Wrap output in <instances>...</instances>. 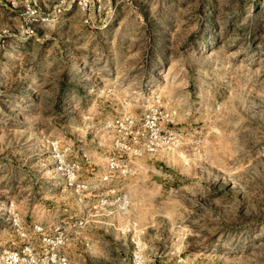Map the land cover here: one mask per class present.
Instances as JSON below:
<instances>
[{
	"label": "rangeland",
	"instance_id": "obj_1",
	"mask_svg": "<svg viewBox=\"0 0 264 264\" xmlns=\"http://www.w3.org/2000/svg\"><path fill=\"white\" fill-rule=\"evenodd\" d=\"M11 211L68 264H264V0H0V250Z\"/></svg>",
	"mask_w": 264,
	"mask_h": 264
},
{
	"label": "built area",
	"instance_id": "obj_2",
	"mask_svg": "<svg viewBox=\"0 0 264 264\" xmlns=\"http://www.w3.org/2000/svg\"><path fill=\"white\" fill-rule=\"evenodd\" d=\"M58 10L56 11V13ZM150 116L144 115V126L148 124ZM123 122L130 124V116L124 118ZM119 150L127 158H135L143 152L152 151L150 143L141 145L117 144ZM118 166L110 162L105 166V172L99 178V182L108 183ZM76 164H65L57 159L55 170L64 176L67 187L73 193H80L84 189L82 182L75 180L77 172ZM105 202V201H104ZM7 224L13 230L17 238V246L0 250V264H68V258L63 248L66 241V229L63 226H55L52 229L45 228L40 223H33L26 227L15 212H9L6 218ZM73 223L71 227L79 226ZM68 227V226H67ZM132 264H138L136 256L131 259Z\"/></svg>",
	"mask_w": 264,
	"mask_h": 264
}]
</instances>
